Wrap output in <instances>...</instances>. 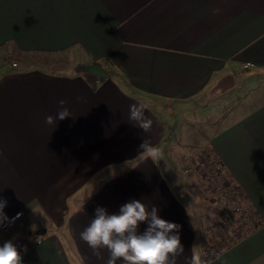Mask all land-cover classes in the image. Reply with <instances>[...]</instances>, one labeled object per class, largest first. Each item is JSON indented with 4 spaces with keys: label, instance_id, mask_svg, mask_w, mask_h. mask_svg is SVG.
Returning a JSON list of instances; mask_svg holds the SVG:
<instances>
[{
    "label": "crops",
    "instance_id": "crops-1",
    "mask_svg": "<svg viewBox=\"0 0 264 264\" xmlns=\"http://www.w3.org/2000/svg\"><path fill=\"white\" fill-rule=\"evenodd\" d=\"M0 52L16 65H0V197L8 217L23 213L0 244L13 240L23 264H106L107 249L97 257L80 233L97 207L118 214L131 200L182 226L176 264L193 253L264 264V0H0ZM70 52L106 77L36 58ZM61 100L71 117L47 125ZM132 104L149 132L129 119ZM186 118L189 138L176 128ZM173 134L186 152L211 150L256 217L214 258L202 256L192 200L171 176ZM143 140L163 159L141 154Z\"/></svg>",
    "mask_w": 264,
    "mask_h": 264
},
{
    "label": "clouds",
    "instance_id": "clouds-1",
    "mask_svg": "<svg viewBox=\"0 0 264 264\" xmlns=\"http://www.w3.org/2000/svg\"><path fill=\"white\" fill-rule=\"evenodd\" d=\"M211 11L218 14L220 10ZM59 104L60 108L55 116L45 117L47 125L56 126L57 120L63 121L71 117L70 110L65 107L66 101L61 100ZM129 119L144 133L149 132L153 125L152 119L145 115L143 105H130ZM140 151L153 160H161L164 156L161 149L147 140L141 143ZM7 206L8 201L0 197V230L11 228L23 216L22 212H18L9 218L4 211ZM142 223H146L147 227L141 233L139 227ZM181 227L162 219L155 206L148 208L141 201L131 200L120 207L118 214H109L106 209L97 207L94 218L80 233V239L99 258H102L101 250L107 249L109 256L106 264H176V257L183 255L185 251L181 243ZM27 251V246H23V252ZM0 264H23L21 251L13 240L0 244ZM190 264H207V261L193 253Z\"/></svg>",
    "mask_w": 264,
    "mask_h": 264
},
{
    "label": "rangeland",
    "instance_id": "rangeland-1",
    "mask_svg": "<svg viewBox=\"0 0 264 264\" xmlns=\"http://www.w3.org/2000/svg\"><path fill=\"white\" fill-rule=\"evenodd\" d=\"M36 58L39 59L41 63L48 64V66L56 72L63 74H73L83 71L88 73L85 70L87 66H84L80 70V65L83 64V62L75 52L42 55L37 56ZM12 62V57H10L5 52H0V65L11 66ZM185 120V124L180 121L176 128L179 136L183 135L184 138H189L191 131V121L187 118ZM196 120H199V122L197 121V124L199 125L201 123V119ZM200 125L198 127H204ZM193 130H195V128ZM197 134L200 135V132L197 131ZM194 140H197L196 142L199 144L203 142V139L200 137H197ZM178 141L179 139L177 135H171L168 141V149H166L168 156L173 158V160H171L172 164L170 163L171 176L176 182L178 181L177 184L180 187L183 186L185 188L187 195L189 193L190 199L192 200V202L189 203L190 209L193 211L195 220H197L199 225L200 237H202L203 241L207 243L202 244V256H205L206 258L212 256L214 253L218 255L219 249H222L226 244H230V239L228 237L232 234L231 229L239 226L241 223L240 221H242V224L244 223L246 226L254 228L253 225L256 222V217L249 210V208L246 210L242 205L239 204L236 196L240 194V191H238V194L234 195L236 207L239 210L236 211L234 209L233 204L229 200L232 195V189L229 186V182H222L219 177L217 179L215 175L207 173V179H209L211 176L214 178L210 180L213 185H211L208 190L206 189L207 185L202 178L206 173L203 174L202 172H199L200 168H203L201 167L199 156H203V154L207 152V148L200 149L195 152L193 150L194 153L186 152L182 146H177ZM205 159L206 158H203L204 163L208 161H205ZM209 160L213 162L212 159ZM189 161L192 162L190 163ZM207 168L210 169L211 167ZM202 182L204 184L200 187ZM233 184L236 185L234 182ZM218 212L224 214L223 218L218 214ZM230 222L231 224H229Z\"/></svg>",
    "mask_w": 264,
    "mask_h": 264
},
{
    "label": "trees",
    "instance_id": "trees-1",
    "mask_svg": "<svg viewBox=\"0 0 264 264\" xmlns=\"http://www.w3.org/2000/svg\"><path fill=\"white\" fill-rule=\"evenodd\" d=\"M207 152L206 153H204L203 154V156H199V159H200V163H201V167H203V168H200V170H199V172H202L203 174L204 173H206V174H204L203 175V179H204V181H205V184L207 185V187H206V189L208 190L209 188H210V186L211 185H213L212 183H211V179L212 178H214V177H210L209 179H207L208 177H206L207 176V173H209V169L207 168V167H211V166H213L215 163L217 164V165H220L219 164V161H218V159H217V157H216V155L211 151V150H209V149H207L206 150ZM206 158L205 159V161L206 160H208L206 163H204L203 162V158ZM209 159H212L213 160V162L212 161H210ZM197 161V160H196ZM196 163V162H195ZM220 174H221V177H220ZM220 174H215V176H216V178L218 179V177H219V179L220 180H222V182H224V181H227V182H231L230 181V179L226 176V174H224V172H223V169H222V167H221V172H220ZM204 183L202 182V184H200V187H201V185H203ZM237 197V199H238V201H239V204L240 205H242L243 207H247L248 208V206H247V203H246V200L244 199V197L241 195V193L240 194H238V196H236ZM233 209V208H232ZM233 213H234V211H233ZM218 214L223 218V213H219L218 212ZM234 215H235V213H234ZM254 215V214H253ZM241 223L239 224V226H237V227H235V228H232L231 229V236H227L229 239H230V244L231 243H233L234 242V240H239V239H241L242 237H244V236H246L249 232H251V230H252V227H249V226H246V224H242V221H240ZM229 224H231V222L229 223ZM204 243H206L205 241H203V244ZM207 244V243H206ZM218 253H219V251H218ZM217 255L214 253L212 256H210V257H206L205 259H210V258H214V257H216Z\"/></svg>",
    "mask_w": 264,
    "mask_h": 264
},
{
    "label": "built area",
    "instance_id": "built-area-1",
    "mask_svg": "<svg viewBox=\"0 0 264 264\" xmlns=\"http://www.w3.org/2000/svg\"><path fill=\"white\" fill-rule=\"evenodd\" d=\"M12 67H16V65L15 64H13L12 65ZM248 65L247 66H244L243 67V69L244 70H246V69H248ZM221 172V165H217V164H214L213 166H211V168L209 169V173H211V174H213V175H215V174H219ZM229 186L231 187V197H230V201H231V203L233 204V206H234V209L236 210V211H238L239 209L236 207V202H235V198H234V195H236V194H238V188L236 187V185H234L233 183H230L229 184ZM244 211H246V210H244ZM17 213H15L14 215H12L11 217H13V216H15ZM242 214V213H241ZM11 217H9V218H11ZM18 221V220H17ZM16 221V222H17ZM11 228H13V226L11 227ZM11 228H5V229H3V230H1V231H8V230H10Z\"/></svg>",
    "mask_w": 264,
    "mask_h": 264
},
{
    "label": "water",
    "instance_id": "water-1",
    "mask_svg": "<svg viewBox=\"0 0 264 264\" xmlns=\"http://www.w3.org/2000/svg\"><path fill=\"white\" fill-rule=\"evenodd\" d=\"M85 70L89 73H92V74H95L97 76H100L102 78H105L106 75L105 73L103 72V70L98 67L97 65H88Z\"/></svg>",
    "mask_w": 264,
    "mask_h": 264
}]
</instances>
